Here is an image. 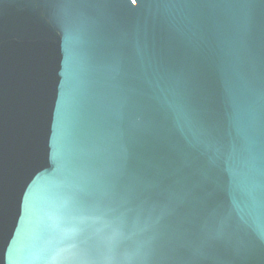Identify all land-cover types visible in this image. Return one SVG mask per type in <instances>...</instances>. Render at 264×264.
Here are the masks:
<instances>
[{
	"label": "water",
	"instance_id": "1",
	"mask_svg": "<svg viewBox=\"0 0 264 264\" xmlns=\"http://www.w3.org/2000/svg\"><path fill=\"white\" fill-rule=\"evenodd\" d=\"M0 264H264V0H0Z\"/></svg>",
	"mask_w": 264,
	"mask_h": 264
}]
</instances>
